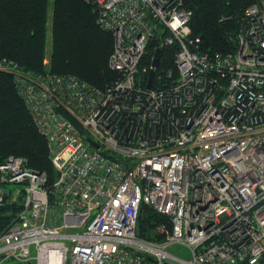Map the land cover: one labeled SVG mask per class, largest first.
Masks as SVG:
<instances>
[{
  "label": "built area",
  "instance_id": "obj_1",
  "mask_svg": "<svg viewBox=\"0 0 264 264\" xmlns=\"http://www.w3.org/2000/svg\"><path fill=\"white\" fill-rule=\"evenodd\" d=\"M84 1L113 38L114 79L104 88L0 61L56 171L48 186L25 158L0 162V205L23 192L0 258L264 264V0L243 8L234 48L213 54L192 35L183 0ZM156 36L177 50L147 88L154 51L141 61ZM142 204L164 217L149 238L137 231ZM175 244L189 255L170 252Z\"/></svg>",
  "mask_w": 264,
  "mask_h": 264
},
{
  "label": "trees",
  "instance_id": "obj_2",
  "mask_svg": "<svg viewBox=\"0 0 264 264\" xmlns=\"http://www.w3.org/2000/svg\"><path fill=\"white\" fill-rule=\"evenodd\" d=\"M192 12L190 28L208 53L231 51L237 19L252 0H183ZM224 17V19H221ZM51 20V50L45 63L47 20ZM112 34L96 23V8L84 0H0V61L11 62L22 73L71 74L104 88L114 79L108 66ZM161 47L160 68L173 66L177 46H160L158 36L148 43L141 61L149 65L154 49ZM9 156L26 159L27 166L46 174L51 186L56 171L48 145L14 83V74L0 70V162ZM23 192L0 205V234L17 216ZM164 217L148 205L139 209L137 231L149 238L153 226ZM17 264H33L26 262Z\"/></svg>",
  "mask_w": 264,
  "mask_h": 264
},
{
  "label": "rangeland",
  "instance_id": "obj_3",
  "mask_svg": "<svg viewBox=\"0 0 264 264\" xmlns=\"http://www.w3.org/2000/svg\"><path fill=\"white\" fill-rule=\"evenodd\" d=\"M157 48H160V56H161L162 49H161V47H157ZM50 50H51V20L48 18V20H47L46 49H45V63L46 64L49 61ZM169 251L172 253H177V254L182 255V256H186V257L189 255L186 251L185 246H179L177 244L171 246L169 248ZM32 254H33V252H32ZM0 264H17V261L12 259V258H6V259L0 258Z\"/></svg>",
  "mask_w": 264,
  "mask_h": 264
},
{
  "label": "water",
  "instance_id": "obj_4",
  "mask_svg": "<svg viewBox=\"0 0 264 264\" xmlns=\"http://www.w3.org/2000/svg\"><path fill=\"white\" fill-rule=\"evenodd\" d=\"M230 46L232 48H234V43L230 41ZM160 62V48L155 49L153 57H152V66L153 68L150 70L149 72V76H148V82H147V88H151L152 87V82H153V77H154V68L158 67Z\"/></svg>",
  "mask_w": 264,
  "mask_h": 264
}]
</instances>
